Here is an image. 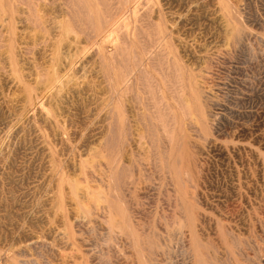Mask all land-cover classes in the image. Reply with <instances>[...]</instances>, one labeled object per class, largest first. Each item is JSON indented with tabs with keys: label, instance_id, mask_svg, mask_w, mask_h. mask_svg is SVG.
<instances>
[{
	"label": "rangeland",
	"instance_id": "rangeland-1",
	"mask_svg": "<svg viewBox=\"0 0 264 264\" xmlns=\"http://www.w3.org/2000/svg\"><path fill=\"white\" fill-rule=\"evenodd\" d=\"M125 1L0 0V264H264V0Z\"/></svg>",
	"mask_w": 264,
	"mask_h": 264
},
{
	"label": "bare ground",
	"instance_id": "bare-ground-1",
	"mask_svg": "<svg viewBox=\"0 0 264 264\" xmlns=\"http://www.w3.org/2000/svg\"><path fill=\"white\" fill-rule=\"evenodd\" d=\"M127 1V0H126ZM125 1V2H126ZM129 1V0H128ZM125 2H124V4H125ZM106 6V5H105ZM125 6H128V4H126ZM66 16V15H65ZM147 20H149V19H147ZM114 22H115V20H114ZM142 22V21H141ZM116 23V22H115ZM113 25V24H112ZM116 27V26H115ZM118 27H120V26H118ZM123 27V26H122ZM122 27H121V29H122ZM78 28V27H77ZM120 30V29H119ZM107 31V30H106ZM153 36V35H152ZM61 38V37H60ZM92 39V38H91ZM3 42V41H2ZM30 44V43H29ZM58 45V44H57ZM67 45V44H66ZM6 47H7V45H6ZM31 47V46H30ZM36 49V48H35ZM41 49V48H40ZM43 49V48H42ZM128 49V48H127ZM33 51V50H32ZM36 51V50H35ZM87 51V50H86ZM38 52V51H37ZM150 52V51H149ZM83 53H86V52H83ZM151 53V52H150ZM26 54V53H25ZM39 54V53H38ZM37 55V54H36ZM67 55V54H66ZM4 56V55H3ZM71 56V55H70ZM64 59H66V58H64ZM63 59V60H64ZM36 62V61H35ZM40 62V61H39ZM2 63V65H4L3 64V62H1ZM21 64V63H20ZM42 65V64H41ZM42 67V66H41ZM40 67V68H41ZM30 68V67H29ZM39 68V67H38ZM39 68V69H40ZM6 69V68H5ZM2 70H4V69H2ZM27 70V69H26ZM25 71V70H24ZM44 71V70H43ZM42 72V71H41ZM46 72V71H45ZM6 73V72H5ZM56 73V72H55ZM66 73V72H65ZM44 75V74H43ZM46 75V74H45ZM65 75V74H64ZM27 76V75H26ZM120 76H121V74H120ZM64 77V76H63ZM126 77V76H125ZM123 78V77H122ZM121 78V79H122ZM63 79V78H62ZM177 79V78H176ZM61 80V79H60ZM5 81V80H4ZM57 81V80H56ZM55 81V82H56ZM57 82H59V81H57ZM56 82V83H57ZM64 82V81H63ZM177 83V82H176ZM123 84V83H122ZM126 84V86H127V83H125ZM124 85V84H123ZM55 86V85H54ZM57 86V85H56ZM55 86V87H56ZM124 88H125V86H124ZM123 88V89H124ZM54 90V89H53ZM75 91V90H74ZM127 91V90H126ZM48 92V90H46V93ZM50 92V91H49ZM116 92H118L117 90H116ZM115 93V92H114ZM121 93V92H120ZM116 94V93H115ZM50 95H52V94H50ZM77 95V94H76ZM120 95V94H119ZM176 95V94H175ZM45 96V95H44ZM85 96V95H84ZM91 96V95H90ZM91 98H92V96H91ZM116 98V97H115ZM114 98V99H115ZM77 99H78V97H77ZM114 101V100H113ZM119 101V100H118ZM120 102V101H119ZM114 104V103H113ZM120 104V103H119ZM159 104V103H158ZM160 105V104H159ZM164 106V105H163ZM146 107H148V106H146ZM151 110V109H150ZM111 113V112H110ZM158 114V113H157ZM161 115V114H160ZM62 116V115H61ZM148 116V115H147ZM26 117V116H25ZM157 117V116H156ZM163 117V116H162ZM9 119V118H8ZM177 121V120H176ZM14 122V121H13ZM22 122V121H21ZM149 122V121H148ZM8 124V123H7ZM20 124H22V123H20ZM165 124V123H164ZM17 125V124H16ZM19 125V124H18ZM17 125V126H18ZM76 125V124H75ZM174 125V124H173ZM173 125H171V126H173ZM16 127V126H15ZM161 127H163V126H161ZM166 128V127H165ZM13 129V128H12ZM92 129V128H91ZM156 129V128H155ZM171 130V129H170ZM175 130V129H174ZM87 131H88V129H87ZM161 131H163V129L161 130ZM197 131H198V129H197ZM9 132V131H8ZM83 132V135H84V131H82ZM85 132H86V130H85ZM87 133V132H86ZM85 133V134H86ZM168 134H170V133H168ZM6 137V136H5ZM7 137H8V135H7ZM6 137V138H7ZM64 137V136H63ZM82 137V136H81ZM168 137V136H167ZM66 138V137H65ZM5 139V138H4ZM81 139V138H80ZM202 139V138H201ZM2 140V139H1ZM7 140V139H6ZM79 140V139H78ZM81 141V140H80ZM3 142V141H2ZM7 142V141H6ZM46 142V141H45ZM127 142V141H126ZM3 144V143H2ZM1 144V145H2ZM77 144H78V142H77ZM109 144H110V142H109ZM170 144V143H169ZM4 145V144H3ZM2 145V146H3ZM7 145V144H6ZM49 145H50V143H49ZM161 145V144H160ZM178 145V144H177ZM204 145V144H203ZM5 146V145H4ZM210 146V145H209ZM213 146V145H212ZM219 146V145H218ZM6 147V146H5ZM5 147H3V148H5ZM14 147H15V145H14ZM72 147V146H71ZM206 147V146H205ZM0 148H1V146H0ZM72 148H74V147H72ZM76 148V147H75ZM214 148V147H213ZM212 148V149H213ZM93 149V148H92ZM164 149V148H163ZM177 149V148H176ZM199 149V148H198ZM211 149V148H210ZM5 150V149H4ZM209 150V149H208ZM1 152V151H0ZM12 152V151H11ZM176 152H177V150H176ZM208 152V151H207ZM196 153H198V152H196ZM202 153V152H201ZM200 153V154H201ZM204 153V152H203ZM206 153V152H205ZM223 153H221V155H222ZM202 155H204V154H202ZM224 156H225V153L223 154ZM1 156V155H0ZM71 156V155H70ZM164 156V155H163ZM175 156V155H174ZM67 157V156H66ZM118 158L119 157H117V160H118ZM121 158H122V156H121ZM161 158V157H160ZM174 158V157H173ZM172 158V160H174ZM67 159H68V157H67ZM256 159V158H255ZM7 160V159H6ZM58 160V159H57ZM151 160V159H150ZM158 160V159H157ZM206 160V159H205ZM223 160V159H222ZM68 161V160H67ZM90 161V160H89ZM95 161V160H94ZM198 161V160H197ZM200 161H201V159H200ZM7 162V161H6ZM117 162V161H116ZM118 162H119V160H118ZM160 162V161H159ZM101 163V162H100ZM97 164V163H96ZM114 166H115V162H114V164H113ZM142 165V164H141ZM257 165V164H256ZM95 166V165H94ZM97 166V165H96ZM103 166V165H102ZM189 166H190V164H189ZM197 166H195V168H196ZM125 168H127V166L125 165ZM61 169H62V167H61ZM197 169V168H196ZM97 171V173H98V169H96ZM112 170V169H111ZM190 170H191V168H190ZM63 171V170H62ZM135 171V170H134ZM194 171V170H193ZM256 171V170H255ZM3 172V171H2ZM112 172V171H111ZM123 172V171H122ZM63 173V172H62ZM113 173V172H112ZM191 173H192V171H191ZM200 173V172H199ZM198 173V174H199ZM60 174V173H59ZM120 174V173H119ZM185 174V173H184ZM196 174V173H195ZM66 175V174H65ZM192 175V174H191ZM191 175H189V176H191ZM110 176V175H109ZM109 176L108 175H106L105 176V179H104V182H107V180H108V178H109ZM19 177H21V176H19ZM67 177V176H66ZM129 177V176H128ZM165 177V176H164ZM182 177V176H181ZM187 177V176H186ZM233 177V176H232ZM110 178H112V177H110ZM95 179V178H94ZM241 179V178H240ZM80 180V179H79ZM97 180V179H96ZM112 180V179H111ZM140 180V179H139ZM195 180V179H194ZM33 181V180H32ZM81 181H83L82 179H81ZM99 181L100 180H98V182L97 183H99ZM113 181V180H112ZM111 181V182H112ZM120 181V180H119ZM136 181V180H135ZM149 181V180H148ZM173 181V180H172ZM184 181H187V180H184ZM205 181H206V179H205ZM236 181V180H235ZM231 182V181H230ZM95 183V182H94ZM101 183V182H100ZM114 183V182H113ZM144 183V182H143ZM197 183V182H196ZM122 184V183H121ZM142 184V183H141ZM100 185V184H99ZM105 185V184H104ZM139 185V184H138ZM137 185V186H138ZM172 185H174V184H172ZM106 186V185H105ZM114 186V185H113ZM120 187H121V185H120ZM92 188H94V187H92ZM95 188H97V186H95ZM103 188V187H102ZM106 188V187H105ZM112 188V187H111ZM114 188V187H113ZM112 188V189H113ZM176 188V187H175ZM248 189V188H247ZM44 190V189H43ZM113 191H114V189H113ZM116 191V190H115ZM114 191V192H115ZM124 191V190H123ZM126 192H127V190H125ZM134 191H135V189H134ZM133 191V192H134ZM174 191V190H173ZM202 191V190H201ZM137 192V191H136ZM45 193H46V191H45ZM137 193H139V192H137ZM189 193H190V191H189ZM100 194V193H99ZM98 194V195H99ZM102 194V193H101ZM100 194V195H101ZM117 194V193H116ZM115 194V195H116ZM103 195V194H102ZM190 195V194H189ZM41 196V195H40ZM114 196V195H113ZM42 197V196H41ZM44 197V196H43ZM65 197V196H64ZM102 197V196H101ZM126 197H128V195L126 196ZM39 198V197H38ZM88 198V197H87ZM122 198H123V196H122ZM193 198V197H192ZM40 199H42V198H40ZM102 199V198H101ZM124 199V198H123ZM103 200V202L102 203H104V206L102 207V213H103V226L102 227H104V228H102L101 226H100V222H99V226H100V229L102 228V229H105V232H106V234H104L106 237H101V240H99V241H103V243L104 242H106L107 240H109L110 238H117V236H119V235H121L122 234V232H123V227H122V224H121V222H120V220L115 216V215H113L114 214V212H113V214H112V212H111V208H110V206L108 205V203H107V201L106 200H104V199H102ZM101 200V201H102ZM121 200V199H120ZM186 200V199H185ZM17 201V200H16ZM40 201V200H39ZM42 201V200H41ZM118 201H119V199H118ZM171 201V200H170ZM204 201V200H203ZM38 202V201H37ZM98 202V201H97ZM116 202H117V200H116ZM122 202V201H121ZM128 202H130V201H128ZM137 202V201H136ZM172 202L173 201H171V204H172ZM175 202V201H174ZM173 202V203H174ZM176 202H177V200H176ZM120 203V202H119ZM132 203V202H131ZM121 204V203H120ZM124 203H122V206H124L123 205ZM133 204H135V203H133ZM176 204V203H175ZM175 204H172V205H175ZM37 205V204H36ZM131 205V204H130ZM177 205V204H176ZM176 205H175V207L174 208H177L176 207ZM35 206V205H34ZM40 206V205H39ZM134 206V205H133ZM179 206H180V204H179ZM204 207H205V204L203 205ZM96 207H98V206H96ZM126 207H128L127 205H126ZM172 207V208H173ZM203 207V208H204ZM231 208V207H230ZM32 209H33V207H32ZM125 209V208H124ZM128 209V208H127ZM132 210H134V209H132ZM24 211V210H23ZM31 211V210H30ZM30 211H29V213H30ZM34 211H35V207H34ZM34 211H33V213H34ZM130 211H131V209H130ZM169 211V210H168ZM201 212H203L202 210H200ZM20 212V211H19ZM235 212V211H234ZM21 213V212H20ZM122 213V212H121ZM126 213V212H125ZM135 213H136V210H135ZM16 214V213H15ZM27 214H28V212H27ZM95 214V213H94ZM127 214V213H126ZM99 215V214H98ZM120 215V214H119ZM234 215V214H233ZM29 216H30V214H29ZM32 216V215H31ZM94 216V215H93ZM131 215H129L128 217H130ZM162 216V215H161ZM169 216V215H168ZM171 216V215H170ZM207 216H208V214H207ZM87 217V216H86ZM119 217H122V216H119ZM127 216H126V218H128ZM166 217V216H165ZM197 217V216H196ZM24 218V217H23ZM28 218V217H27ZM102 218V217H101ZM131 218H135V217H131ZM136 218H138V217H136ZM135 218V219H136ZM166 218H169V217H166ZM177 218V217H176ZM183 218V217H182ZM197 218H199V217H197ZM29 219V218H28ZM130 219V218H129ZM164 219V218H163ZM178 219V218H177ZM196 219V218H195ZM236 219V218H235ZM242 219V218H241ZM245 219V218H244ZM95 220V219H94ZM131 220V219H130ZM159 220V219H158ZM175 220V219H174ZM173 220V221H174ZM201 220V219H200ZM233 220V219H232ZM27 221V220H26ZM128 220H126V222H127ZM160 221V220H159ZM169 221L171 222V219H169ZM169 221H167L168 223H169ZM229 221V220H228ZM233 221H236V220H233ZM232 221V222H233ZM240 221V220H239ZM98 222V221H97ZM158 222V221H157ZM157 222H156V224H155V226H157ZM165 222V221H164ZM26 223V222H25ZM128 223V222H127ZM127 223H126V225H127ZM133 223H134V221H133ZM136 223H138V222H136ZM146 223V222H145ZM149 223H151V222H149ZM177 223V222H176ZM234 223V222H233ZM23 224V223H22ZM96 224V223H95ZM161 224H163V223H161ZM184 224H185V222H184ZM236 224V223H235ZM129 225V224H128ZM137 225V224H136ZM139 225V224H138ZM138 225H137V227H138ZM146 225V224H145ZM160 225V224H159ZM158 225V226H159ZM169 225V224H168ZM242 225V224H241ZM253 224H251L250 225V227L252 226ZM15 226V225H14ZM96 226V225H95ZM140 226V225H139ZM151 226V225H150ZM176 226H177V224H176ZM239 226V225H238ZM66 227H68V226H66ZM98 227V226H97ZM97 227H95L96 229H98ZM127 227V226H126ZM143 227V226H142ZM145 227V226H144ZM143 227V228H144ZM162 227H164V226H162ZM170 228H171V226H169ZM179 227V226H178ZM246 227V226H245ZM19 228V227H18ZM146 228V227H145ZM157 228V227H156ZM159 228V227H158ZM161 228V227H160ZM159 228V229H160ZM176 228V227H175ZM228 228V227H227ZM236 228V227H235ZM235 228H233V230L235 229ZM69 229V228H68ZM129 229V228H128ZM138 228H136L135 230H137ZM140 229H141V227H140ZM16 230V229H15ZM127 230V229H126ZM147 230H149L148 228H146V231ZM163 230V229H162ZM161 230V231H162ZM226 230V229H225ZM229 230V232H230V229H228ZM241 230V229H240ZM254 230V229H253ZM69 231V230H68ZM93 231V230H92ZM95 231V230H94ZM99 231V230H98ZM100 231H102V230H100ZM130 231V230H129ZM143 231V230H142ZM151 231H153V228H152V230ZM160 231V230H159ZM160 231V232H161ZM77 232V231H76ZM82 232L83 233H87L88 234V236H89V233H88V230L87 229H85V228H82ZM96 232V231H95ZM144 232H145V230H144ZM227 232V231H226ZM19 233V232H18ZM91 233V232H90ZM98 232H96V234H97ZM130 233V232H129ZM145 233H147V232H145ZM162 233H164L165 234V232H163L162 231ZM171 233V232H170ZM177 233H182V230H181V227L180 228H177ZM184 233V232H183ZM211 233V232H210ZM92 234V233H91ZM93 234H94V232H93ZM149 234V233H148ZM151 234V233H150ZM149 234V235H150ZM154 234H156V232L154 233ZM172 234V233H171ZM233 234V233H232ZM236 234V233H235ZM240 234V233H239ZM19 235V234H18ZM34 235V234H33ZM70 235V234H69ZM98 235H100V233H98ZM98 235H96V236H98ZM127 236H128V233L126 234ZM125 235V236H126ZM147 234H145V237H147L146 236ZM157 235V234H156ZM155 235V236H156ZM225 235V234H224ZM234 235V234H233ZM13 236V235H12ZM16 236V235H15ZM87 236V235H86ZM123 236V235H122ZM131 236H133V235H131ZM158 236V235H157ZM156 236V237H157ZM161 236V235H160ZM176 237H177V235H175ZM236 236H237V234H236ZM70 237V236H69ZM90 237V236H89ZM139 237H140V241H139V243H138V247H140V246H142V244L143 245H145V240H147V239H145V237H144V234L142 233L141 235H139ZM173 237V236H172ZM176 237H175V239H176ZM188 237V236H187ZM120 238V237H119ZM142 238H144V240L142 239ZM159 238V237H158ZM166 237H164V239H165ZM171 238V237H170ZM235 238H237V237H235ZM15 239V238H14ZM71 239V238H70ZM133 239L134 238H132V240L131 241H133ZM160 239H161V241H162V237H160ZM213 239V238H212ZM86 240V239H85ZM111 240V239H110ZM119 240V239H118ZM121 240V239H120ZM159 240V239H158ZM166 240H168V239H166ZM92 241V240H91ZM94 241V240H93ZM115 241V240H114ZM124 241V240H123ZM174 241V240H173ZM181 241V240H180ZM211 241V240H210ZM33 242V241H32ZM79 242V241H78ZM81 242V241H80ZM96 242V241H95ZM149 242V241H148ZM151 242V241H150ZM154 242V241H153ZM163 242V241H162ZM169 242V240L167 241V243ZM199 242H200V240H199ZM28 243V242H27ZM36 243V242H35ZM86 243H88V242H86ZM107 243V242H106ZM118 243V242H117ZM123 243H125V242H123ZM132 243V242H131ZM130 243V244H131ZM136 243V242H135ZM155 243V242H154ZM231 243V242H230ZM10 244H14V242L13 243H11L10 242ZM67 244V243H66ZM73 244V243H72ZM108 244V243H107ZM116 244V243H115ZM151 245H154L153 243H150ZM161 244V243H160ZM165 243H163L162 245H164ZM185 244V243H184ZM202 246H203V248H209V240L208 239H206L205 237H204V239H203V241H202ZM213 244V243H212ZM53 245H54V243H53ZM52 245V246H53ZM75 245V244H74ZM118 245H119V243H118ZM125 246H127L128 245V243H126V244H124ZM199 245V244H198ZM214 245V244H213ZM213 245H211L212 247H213ZM71 246V245H70ZM113 246V245H112ZM124 246V247H125ZM132 246V245H131ZM134 246V245H133ZM132 246V247H133ZM156 246L158 247L159 245H157L156 244ZM196 246V245H195ZM241 246V245H240ZM32 247V246H31ZM131 247V248H132ZM134 247H136V246H134ZM133 247V248H134ZM151 247V246H150ZM159 247H161V246H159ZM169 247V246H168ZM83 248H84V245H83ZM93 248V247H92ZM94 248H95V245H94ZM98 248V247H97ZM120 248H121V246H120ZM127 248V247H126ZM70 249V248H69ZM78 249H79V247H78ZM108 249V248H107ZM116 249V248H115ZM129 249H130V246H129ZM135 249V248H134ZM138 249V248H137ZM143 249V248H142ZM151 249H152V247H151ZM163 249V248H162ZM167 249V248H166ZM188 249V248H187ZM241 249H242V247H241ZM66 250H68V248L66 249ZM94 250V249H93ZM99 250V249H98ZM105 250V249H104ZM124 250H125V248H124ZM154 250H155V248H154ZM86 251V250H85ZM95 251H97V250H95ZM105 251H107V250H105ZM104 251V252H105ZM132 251V250H131ZM138 251V250H137ZM140 251V250H139ZM149 251V250H148ZM180 251V250H179ZM202 251V250H201ZM209 250H207V252H208ZM215 251H217V250H215ZM224 251H225V249H224ZM228 251V250H227ZM243 251V250H242ZM31 252V251H30ZM67 252V251H66ZM141 252V251H140ZM153 252H155V251H153ZM167 252H169L168 250H166V255L165 256H167ZM171 252H174L172 249H171ZM171 252H169V253H171ZM206 252V253H207ZM212 252V251H211ZM87 253V252H86ZM95 253V252H94ZM97 253H99V252H97ZM113 253H114V251H113ZM112 253V254H113ZM142 254H143V252H141ZM161 253V252H160ZM159 253V254H160ZM182 253V252H181ZM186 253V252H185ZM194 253H196V252H194ZM205 253V254H206ZM244 253V252H243ZM118 254V253H117ZM125 254H130L131 255V253H125ZM124 254V255H125ZM204 254V253H203ZM216 254V253H215ZM220 254V253H219ZM231 254V253H230ZM106 255H108V251H107V254ZM106 255H104V254H102V256H103V258L104 259H106ZM154 255H157L158 256V254H155L154 253ZM173 255V254H172ZM183 255V254H182ZM229 255V254H228ZM238 255V254H237ZM69 256V255H68ZM114 256V255H113ZM143 256V255H142ZM145 256V255H144ZM161 257H162V255H160ZM191 256V255H190ZM209 256V255H208ZM219 256H221V254L219 255ZM224 256V255H223ZM223 256H222V258H223ZM232 256V255H231ZM93 257V256H92ZM127 257H129V256H127ZM149 257V256H148ZM159 257V256H158ZM168 257V256H167ZM178 257H179V255H178ZM216 257H218V256H216ZM245 257V256H244ZM8 258V257H7ZM109 258V257H108ZM115 258V257H114ZM119 258V257H118ZM131 258V257H130ZM129 258V259H130ZM163 258H165V257H163ZM162 258V260H164ZM174 258V257H173ZM6 259V258H5ZM138 259H139V257H138ZM142 259V258H141ZM155 259V258H154ZM153 259V260H154ZM180 259V258H179ZM210 259V258H209ZM219 259H221V258H219ZM78 260V259H77ZM117 260H119V259H117ZM124 260V259H123ZM166 260V259H165ZM164 260V261H165ZM167 260H168V258H167ZM171 260V259H170ZM173 260H175V258L173 259ZM195 260V259H194ZM218 260V259H217ZM8 261H9V259H8ZM68 261V260H67ZM104 261H107V260H104ZM110 261V260H109ZM135 261H136V259H135ZM143 261H145V260H143ZM149 262H150V260H148ZM164 261H163V263H164ZM176 261V260H175ZM185 261V260H184ZM190 261V260H189ZM212 261V260H211ZM224 261V260H223ZM232 261H233V259H232ZM238 261V260H237ZM236 261V262H237ZM240 261H243V260H240ZM108 262V261H107ZM113 262V261H112ZM121 262V261H120ZM119 262V263H120ZM153 262H155V261H153ZM136 263V262H135ZM137 263H138V261H137ZM165 263H168V262H166L165 261ZM164 263V264H165ZM174 263V262H173ZM192 263V262H191ZM195 263H196V261H195ZM206 263V262H205ZM231 263V262H230ZM13 264V263H12ZM150 264V263H149ZM170 264V263H169ZM175 264V263H174ZM220 264V263H219Z\"/></svg>",
	"mask_w": 264,
	"mask_h": 264
}]
</instances>
